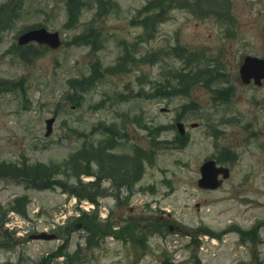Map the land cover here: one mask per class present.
<instances>
[{"label": "rangeland", "instance_id": "374dc122", "mask_svg": "<svg viewBox=\"0 0 264 264\" xmlns=\"http://www.w3.org/2000/svg\"><path fill=\"white\" fill-rule=\"evenodd\" d=\"M183 1L189 6H181ZM149 3L159 5L163 0H82L78 22L66 29L68 0H0V164L18 171V176H0V217L7 222L13 213L27 210L23 236L15 230L0 236V264H35L61 247L77 254L73 264H164L165 254L175 260L177 252L189 256L194 240L187 234H169L166 240L151 234L144 251L131 238L119 241L115 236H102L98 246L88 247L93 238L84 227L75 228L81 220L72 217L73 197L59 186L37 187L27 176L37 166L50 167L59 171L48 180L64 181L69 159L82 147L109 143L116 145L112 151L116 157L137 159L140 152L148 158L141 160L138 177L133 176L132 191L124 192L129 199L122 209L112 189L121 181L115 174L103 182L100 207L89 214L109 215V223L116 226L127 224L130 216L138 217L140 224L153 223L164 213L185 232L224 231L215 245L203 242L204 234L197 235L210 256L217 255L202 264H255L256 255L264 263V228L254 231L259 232V245L252 244L250 235L242 244L236 233L241 231L238 227L247 231L264 221V87L245 85L240 77L245 56L264 55V0L167 1L173 6L162 20H149L155 31L147 39L142 23L151 11L141 10ZM10 6L17 17L8 28L2 19ZM37 25L58 31L63 47H19L22 31ZM88 37L96 44L80 42ZM134 43L139 44L132 52L136 59L158 53V60L137 62L133 71L107 74L96 84L84 82V89L74 87L76 81L88 79L94 67L114 68L124 46ZM176 45L191 52L185 58L193 71L209 69L217 81L192 84L189 95L168 90L155 95L169 70L184 66L161 52ZM227 89H232L230 100L218 101V91ZM52 117L54 131L46 137V120ZM178 121L185 123L184 138L177 131ZM217 146L233 150L238 160L226 185L202 190L200 168ZM82 180L88 183L93 178ZM46 230H56L58 239L30 238ZM65 263L61 258L53 264Z\"/></svg>", "mask_w": 264, "mask_h": 264}, {"label": "trees", "instance_id": "16d2710c", "mask_svg": "<svg viewBox=\"0 0 264 264\" xmlns=\"http://www.w3.org/2000/svg\"><path fill=\"white\" fill-rule=\"evenodd\" d=\"M167 1L169 2H178L179 0H163V3L159 5H152L147 4L145 6V9L142 11H148L151 13H148L147 17L144 19L142 25L145 28V36L147 39H151L153 37V33L155 31V26L152 21H149L151 18L154 19L155 22H158L162 20L163 16L169 11L170 7L173 6L172 4H166ZM179 6V3H176ZM181 6L188 7L189 2L183 1L181 3ZM83 5L82 0H68V13H69V20L67 25L65 26L66 29L70 28L71 26H74L79 19V15L81 12ZM12 17H17L15 14V10L13 6H10L8 8L7 12H4L3 22L7 25L6 27H10L11 19ZM89 38V37H88ZM90 39V38H89ZM84 39V41L80 40V42H83L85 44L92 43L96 44V40L92 39ZM140 42H142L140 37ZM138 43H134L131 46H124L123 54L119 58L117 64H115L114 68H107L105 70H102L101 67H94L93 71L88 79H85V81H76L74 87H79V89H84L85 83H97L98 81L102 80L107 74H125L129 70L133 71V68L137 64V62H152L157 61L159 58L158 53H146L142 55L140 59H136L132 54L134 52L135 47L138 46ZM188 49L186 47H183L181 45H176L171 48L170 51H164L162 50V54L166 56H170L177 61H181L184 63V66L180 70H169V75L167 80L162 84L158 85L157 92L155 95L163 94V92L169 91L168 94L172 95H178L180 93H185L189 95L188 89L192 84L200 83L202 82L206 86L213 84L217 79L212 76L211 70L204 69L200 71H193L192 65L190 64V60H187L185 58V55H188L190 57L191 53L187 51ZM187 71V72H185ZM172 79V81H170ZM176 81L177 83H173ZM232 94V89H227L224 92L218 91V101L224 103L230 100V96ZM121 99H124V95H117ZM110 146L102 147L97 145H90L89 147H82L81 150H79L74 156H72L67 164V168L65 167V177L66 179L64 181H51L48 180V177L52 176V174H55V172L59 171L57 169H51L50 167H42L37 166L32 172L28 174V172L24 174H28L27 176H31L32 179H35V186L37 187H61L62 190L65 193H68L69 195L76 196L79 200H89L93 203H98V200L102 193H104V190L102 189L103 182H105L106 179L113 180L115 177V174L119 176L120 182L116 184L114 187H116L118 190L123 188V186L126 185L129 188L132 187L135 179L133 178L134 174L135 177H138L139 169L141 168L142 159L148 158L147 154L145 153H136L137 159H130L128 157L127 159L122 158V156L112 155L113 149H115L116 145L113 143ZM141 157V159H139ZM218 159L221 162H226L229 158L227 154L222 155V157H218ZM132 160H134V163H130ZM235 159H233L234 161ZM94 165H97V169L93 168ZM67 169V170H66ZM20 170V169H19ZM25 169H21V171H25ZM17 170L12 169L11 166H8L6 164H0V176H8V175H15ZM69 171V172H68ZM18 172V171H17ZM83 176H93L95 178L94 181L85 183L82 180ZM129 179V180H128ZM72 180L76 181V184L73 186L71 183ZM49 181V183H48ZM46 182V183H45ZM44 183V184H43ZM49 184V185H48ZM25 200V199H23ZM26 207V206H25ZM16 209V208H14ZM26 209L19 210L21 214L24 216L26 215ZM6 213H4V216ZM1 216L0 218H2ZM81 222L83 223L84 229L89 232V236L93 239L88 241V247L98 246L100 242V238L104 235L112 233L111 228L113 225L111 223H108L106 225L101 224L98 221V214L89 215L84 214L80 218ZM5 224V218L0 220V236L4 235L5 237L9 236V232L4 229ZM242 235L251 236L252 240L254 242L258 241V237L255 234L254 231L243 233ZM64 255L62 249L55 252L50 258L47 260H42L40 264H51V259ZM68 256V262L69 264H73L78 259L77 254L75 257L67 255Z\"/></svg>", "mask_w": 264, "mask_h": 264}, {"label": "water", "instance_id": "95a60500", "mask_svg": "<svg viewBox=\"0 0 264 264\" xmlns=\"http://www.w3.org/2000/svg\"><path fill=\"white\" fill-rule=\"evenodd\" d=\"M20 45H27L36 42L40 45H47L53 49H59L62 46V40L59 32H51L47 28H36L24 32L18 39ZM240 75L245 84H250L255 80L256 84L262 86L264 79V59L256 57H247L240 68ZM56 118H51L46 121L47 134L50 136L53 132V126ZM181 134L185 133L184 124H177ZM202 177L198 182L199 188L203 190H214L222 186L225 179L230 176V171L224 167H217L214 160L207 161L201 168ZM222 175V179L219 176ZM32 239L38 240H53L56 238L54 234L40 233L31 236Z\"/></svg>", "mask_w": 264, "mask_h": 264}, {"label": "flooded vegetation", "instance_id": "af4514ba", "mask_svg": "<svg viewBox=\"0 0 264 264\" xmlns=\"http://www.w3.org/2000/svg\"><path fill=\"white\" fill-rule=\"evenodd\" d=\"M264 56V55H263ZM227 154L229 156L230 159H228L226 162H224V164H222L220 162V160L217 157H222V155ZM215 157V158H214ZM214 157H211L209 159H214L217 161V164L219 166H226L230 169V176L232 174V170H231V166L236 163V161L238 160V155L231 149H222V147L217 146V152L214 154ZM233 159H235L233 161ZM230 178V177H229ZM227 183H223V186L226 185ZM120 209H122L123 207H119ZM171 217V215H161L158 218H154L155 222L150 223L148 221V223L146 224H140L138 221V217H132L130 216L129 218V223L131 224V230L133 229L134 231H137L138 229H140L139 231H141L140 235H143V239L147 238V234L155 233L157 235H159L161 238L165 237V240L167 239L169 234H175V235H183V234H187L186 237H189L190 239H196L197 235L205 233V229L204 228H199L197 230H190V231H184V227H182L179 223L177 225H174L171 223V221L169 220V218ZM123 220V216H120L119 218V223L121 224ZM128 223V222H127ZM126 225V224H125ZM120 226H124V225H120ZM128 226V225H127ZM127 226L125 228H127ZM257 229H262L264 228V221H261L257 224L256 226ZM123 228L118 227L117 230H122ZM137 229V230H136ZM143 231H142V230ZM155 231V232H153ZM207 233L211 234L210 232H206L205 234L208 235ZM259 233V232H258ZM222 234H216L214 235L215 238H221ZM210 236V235H209ZM198 238V237H197ZM259 241L261 242L260 236L258 237ZM190 248V247H189ZM191 252L189 253V256L186 258L185 256H180L181 257V264H202L203 260L207 261V256L203 255L201 252H199L198 250H196L195 247H191ZM214 257H217V255H215ZM244 264V263H242ZM255 264H264L263 261H261L260 259L257 260V263Z\"/></svg>", "mask_w": 264, "mask_h": 264}]
</instances>
